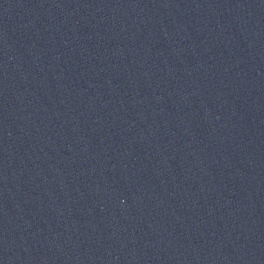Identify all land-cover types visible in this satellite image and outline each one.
I'll return each instance as SVG.
<instances>
[{
	"label": "water",
	"instance_id": "water-1",
	"mask_svg": "<svg viewBox=\"0 0 264 264\" xmlns=\"http://www.w3.org/2000/svg\"><path fill=\"white\" fill-rule=\"evenodd\" d=\"M0 264H264V0H0Z\"/></svg>",
	"mask_w": 264,
	"mask_h": 264
}]
</instances>
